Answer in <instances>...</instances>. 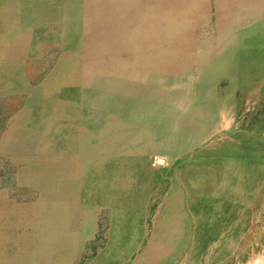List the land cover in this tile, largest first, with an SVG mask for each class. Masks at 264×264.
<instances>
[{
	"label": "rangeland",
	"instance_id": "rangeland-1",
	"mask_svg": "<svg viewBox=\"0 0 264 264\" xmlns=\"http://www.w3.org/2000/svg\"><path fill=\"white\" fill-rule=\"evenodd\" d=\"M0 264H264V0H0Z\"/></svg>",
	"mask_w": 264,
	"mask_h": 264
},
{
	"label": "bare ground",
	"instance_id": "bare-ground-1",
	"mask_svg": "<svg viewBox=\"0 0 264 264\" xmlns=\"http://www.w3.org/2000/svg\"><path fill=\"white\" fill-rule=\"evenodd\" d=\"M13 70V69H12ZM8 79V78H7Z\"/></svg>",
	"mask_w": 264,
	"mask_h": 264
}]
</instances>
